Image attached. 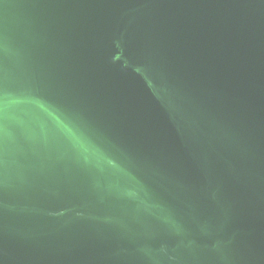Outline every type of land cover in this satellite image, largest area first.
Here are the masks:
<instances>
[{
	"label": "water",
	"instance_id": "obj_1",
	"mask_svg": "<svg viewBox=\"0 0 264 264\" xmlns=\"http://www.w3.org/2000/svg\"><path fill=\"white\" fill-rule=\"evenodd\" d=\"M0 264H264V0H0Z\"/></svg>",
	"mask_w": 264,
	"mask_h": 264
}]
</instances>
